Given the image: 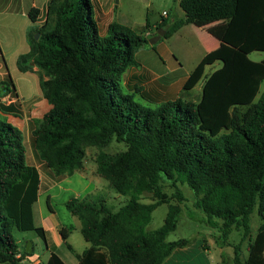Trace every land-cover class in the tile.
I'll return each mask as SVG.
<instances>
[{"label": "trees", "instance_id": "obj_1", "mask_svg": "<svg viewBox=\"0 0 264 264\" xmlns=\"http://www.w3.org/2000/svg\"><path fill=\"white\" fill-rule=\"evenodd\" d=\"M180 6L184 18L157 26L166 30L165 39L190 24L228 21L219 48L200 61L182 89L193 91L206 68L220 62L196 103L182 95L157 107L138 102L123 77L138 67L137 55L151 38L116 21L102 31L93 0H51L45 24L28 31L30 51L17 67L40 75L52 105L36 122L33 138L47 166L56 175H71L83 167L86 146L105 149L116 140L126 147L117 155L101 150L97 158L98 175L128 198L124 206L114 210L88 199L66 205L90 244L78 264H163L176 249L188 247L186 239L167 242L187 201L178 184L199 199L208 223L221 233L218 245L230 246L234 228L243 229V240L250 238L245 261L241 245L234 248L235 264H264V60L250 59L264 53V0H181ZM38 15L29 14L34 24ZM13 86L11 79L0 84V264H21L29 255L21 253L15 231H34L47 245L33 213L39 172L27 162L22 131L3 116L14 114L1 102L14 94ZM166 182L176 189L173 196L165 192ZM146 194L150 203L143 202ZM164 204V225L148 231ZM255 212L261 225L253 238ZM70 233L60 231L65 241ZM45 264L66 263L52 253Z\"/></svg>", "mask_w": 264, "mask_h": 264}, {"label": "rangeland", "instance_id": "obj_2", "mask_svg": "<svg viewBox=\"0 0 264 264\" xmlns=\"http://www.w3.org/2000/svg\"><path fill=\"white\" fill-rule=\"evenodd\" d=\"M116 2H119V4L116 5L117 9L114 15V20L132 27L138 33L143 34L145 32L144 36L147 38L151 33L157 35V26L160 22L166 19L164 18V13L168 14V22H171L174 19L180 18L183 11L180 6L181 0H116ZM95 13L102 31L105 32L107 25L110 24L109 22L111 18L106 17L105 15H100L96 10ZM24 21L26 20L21 16V13L14 17H7L5 15L0 16V22L2 23V26L0 25V42L2 43L4 50L7 52V64L11 63L8 60L10 54L19 48V44L22 40L21 29ZM8 22H11L13 25V28L10 31L3 28L4 24ZM147 23L150 24L149 28H145ZM204 35V30L198 29L194 26H189L177 36L168 38L169 40L167 44L174 52V60L179 59L182 63L183 69L179 73L183 76L190 74V72H192L200 63L203 57L208 54L207 50L209 48L210 41L207 40L206 37L204 38ZM162 41H165V38H162ZM159 43L160 42L155 45H146L143 49H149L153 46L158 47ZM250 59L255 62H260L264 59V53H252L250 55ZM220 67L221 63L219 62L212 66H208L200 83L192 92L186 94H182L181 92L183 91L182 78H176L173 79V81H170V79L160 78V72H162L163 69L160 70L153 66H148L147 68H149V72L146 71L144 73V77L141 78L135 76L136 72L134 70L129 73L127 72L123 77V82L124 86H126L125 89L130 92H135L136 100L146 106L157 107L160 105L158 92L161 91L162 88H158L157 86L159 81L161 82V85H171L175 96L182 95L183 99L196 103L202 96V87L206 78L214 72V70H217ZM35 71H37V69ZM38 76L40 78L39 74ZM127 79L128 81L125 83V80ZM169 82L171 83L168 84ZM21 83L23 85L25 83V86L28 85L27 82ZM24 88L25 90L28 89V87ZM161 95L163 94L161 93ZM12 98H14L13 95ZM4 103H7V101ZM42 119L43 118L38 119L36 122ZM101 150L110 155H117L125 151L126 147L123 143H119L116 140H113L112 143L105 149H99L95 146H86V157L83 167L74 174H64L63 176H68L67 179L52 188L48 193L43 194L40 198V202L36 206V224L39 227L43 226L41 221H39L40 216L38 214L39 208L41 207L44 215L46 216L45 221L54 220L56 223L62 224L64 228L71 231L68 242L62 238L63 242L61 244L62 249L60 253L63 250L67 253L70 251L72 255L81 254L87 246L89 247L81 232L75 229L78 218L73 216L66 206L70 200L88 199L90 202L94 203L104 201L114 210L124 206L128 201L127 197L119 195L109 186V183L106 180L102 179L98 175L97 158ZM163 185L165 192L169 196H173L174 193H176V189L173 187L171 182H166ZM178 187L187 201L181 205L183 212L179 218L178 226L176 230L167 237V242H176L186 239L190 241V245L186 248L176 249L171 257L164 262V264H235L234 248L237 245H241V259L242 261H245L249 254L250 238L248 237L243 240V229L234 228L229 238L230 246L226 245L227 247H221L217 243L219 238H221V233L217 229H213L208 223L206 214L199 206V199L194 195L188 185L178 184ZM96 188L99 189L98 192L95 191ZM143 202H151V195L146 194L143 198ZM172 202L174 204L178 203L177 200ZM50 206L52 210H49ZM168 211L169 207L167 204L159 206L153 213L152 222L149 224L147 230L155 231L162 227L165 223ZM218 223L221 224V222ZM260 225V218L257 212H255L252 216L253 238L256 236ZM14 238L24 251L29 245H33L34 255L37 260H46L49 256L47 245L36 232L15 231ZM50 238L52 244H56V236L52 234ZM70 245L74 248V252L70 250Z\"/></svg>", "mask_w": 264, "mask_h": 264}, {"label": "crops", "instance_id": "obj_3", "mask_svg": "<svg viewBox=\"0 0 264 264\" xmlns=\"http://www.w3.org/2000/svg\"><path fill=\"white\" fill-rule=\"evenodd\" d=\"M50 2L51 0H0V16L5 15L7 17H14L21 13V16L25 18L26 20L22 24V29H21L22 40L19 44V48L13 51L8 57V60L11 62V63L9 62L10 64H7L8 62L6 59L7 52L4 50L2 43L0 42V84L8 82L9 79H11L13 82L14 86L12 88L14 90L13 92L14 98H12V95L8 93L6 96H4L1 99V102L3 105L13 109L14 114L5 113L3 114V116L4 118H6L8 122L12 123L13 125L18 127L22 131L23 137H24V145H25L26 153H27V162L29 165L35 167L38 170L39 175H40L39 199H38V202H36L33 207L34 222H35L36 227H39V226L36 224L37 220H36L35 212L37 210L36 206L40 202L41 196L43 194L48 193L52 188H54L58 184L64 182L68 176L56 175L47 166V164L42 160V158L40 157V155L34 148L33 136H34V131L36 129L35 122L36 120L43 118L44 115L47 114L51 110L52 106L50 105L48 100L43 95V92L40 87V78L38 74L36 72L22 73L17 67V61L20 56L27 54L30 51V45L28 42V31L32 26L40 27L45 24L47 20V14H48V8L50 5ZM94 4H95L97 13L111 18L109 23L115 21L114 15L117 9L116 5H118L119 2H116V0H94ZM32 10H38L39 12L37 22L35 24L31 21L29 17V14ZM184 16H185V13L184 11H182L180 18L174 19L171 22L182 19L184 18ZM167 17L168 15L165 16L164 18L167 19ZM0 25L2 26L1 22H0ZM189 26H194L198 29L204 30V33H205L204 38L206 37V39L210 41L209 48L207 50V53H210L216 50L217 48H219L220 43H221V37L223 36V34L225 33L227 29L228 21H225V20L216 21V22L207 23L203 26H197L195 24H190V25H187L181 28L171 38H173L174 36H177L180 32H182ZM3 28L5 30L10 31L12 30L13 25L11 22H8L4 24ZM149 35L150 36H148V38L153 37V33ZM168 40L169 39H165V41H162V39H160L158 41L160 42L158 47L155 46L149 49H142L137 55V61L139 64L138 67L129 70L128 73L134 70L136 72L135 76L141 78V77H144V73L146 71L149 72L148 70L149 68L147 67L153 66L160 70L163 69V71L160 72L161 73L160 78L170 79V81H173V79H176V78H182L183 79L182 89H183L190 74L195 69L192 72H190V74H188L187 76H183L181 73H179L180 71H182L183 66L179 59L174 60V52L168 46L167 44ZM127 81L128 79L125 80V83H127ZM21 82H27L28 85L25 86V83L23 85ZM170 83L171 82H169L168 84ZM157 86L158 88H162L163 90V91L161 90L158 92L160 103L175 100L180 96V95H176V96L174 95L171 85L169 86H167V84L161 85V82L159 81ZM24 87H28V89L25 90ZM202 90H203V87H202ZM161 93L163 95H161ZM8 97L12 98V100H10L7 103H4ZM95 191L98 192L99 189L96 188ZM49 210H52L51 206L49 207ZM38 214L40 216L39 221H41V224L43 225L41 226V228L44 229L45 235L47 238V251L49 253V256L47 257L46 260H43V259L37 260V258L34 255V246L29 245L28 248L25 250L29 253V255H27L22 260L21 264H27V263L45 264L49 260L52 253H56L66 264H78L79 257L85 252V250H87L90 247V244L87 242L89 247L87 246L84 252H82L81 254L72 255L70 251L69 253H67L63 250L61 254L60 251L62 249L61 244L63 240H62V236H60L61 235L60 231L62 229H65L64 226L60 223H56L54 220L45 221L46 216L44 215L41 207L39 208ZM81 228H82V224L78 218L75 229L81 232ZM52 234L56 236V244H52L51 242L50 237ZM69 239L70 237L68 238V240H66V242H68ZM70 247H71L70 250L74 252V248L72 247V245H70ZM20 251L21 253L24 252V250L21 247H20ZM19 256H21V254Z\"/></svg>", "mask_w": 264, "mask_h": 264}, {"label": "water", "instance_id": "obj_4", "mask_svg": "<svg viewBox=\"0 0 264 264\" xmlns=\"http://www.w3.org/2000/svg\"><path fill=\"white\" fill-rule=\"evenodd\" d=\"M166 30H164V29H159L158 31H157V35L156 36H154V37H152L150 40H149V43L151 44V45H155L160 39H162V38H164L165 36H166ZM35 38H36V40H38L39 38H40V34L38 33V34H36L35 35Z\"/></svg>", "mask_w": 264, "mask_h": 264}, {"label": "built area", "instance_id": "obj_5", "mask_svg": "<svg viewBox=\"0 0 264 264\" xmlns=\"http://www.w3.org/2000/svg\"><path fill=\"white\" fill-rule=\"evenodd\" d=\"M167 15H168L167 13H164V16H167ZM10 100H12V98L8 97V98L5 100V102H6V101L9 102ZM19 257H21V256H19Z\"/></svg>", "mask_w": 264, "mask_h": 264}]
</instances>
